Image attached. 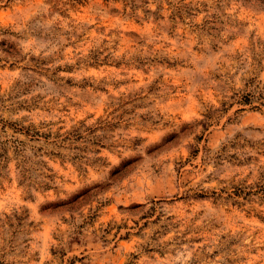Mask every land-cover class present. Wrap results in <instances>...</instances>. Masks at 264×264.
I'll return each instance as SVG.
<instances>
[{
  "label": "rangeland",
  "instance_id": "1",
  "mask_svg": "<svg viewBox=\"0 0 264 264\" xmlns=\"http://www.w3.org/2000/svg\"><path fill=\"white\" fill-rule=\"evenodd\" d=\"M0 264H264V0H0Z\"/></svg>",
  "mask_w": 264,
  "mask_h": 264
}]
</instances>
